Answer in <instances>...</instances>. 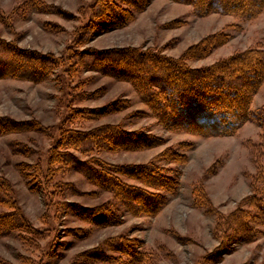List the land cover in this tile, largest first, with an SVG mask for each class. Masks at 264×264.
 Segmentation results:
<instances>
[{"label":"rangeland","instance_id":"374dc122","mask_svg":"<svg viewBox=\"0 0 264 264\" xmlns=\"http://www.w3.org/2000/svg\"><path fill=\"white\" fill-rule=\"evenodd\" d=\"M98 1L0 0V40L56 62L39 82L24 75L0 78V118L34 123L36 128L0 132V176L11 183L19 212L35 231L0 237V260L8 264H264V225L254 202L243 203L252 196L258 165L264 168L260 126L248 120L233 135L224 136L170 128L126 79L132 73L128 64L138 58L130 54L118 62L106 61L113 65L108 72L124 78L118 79L98 71L103 61L89 56L138 50L155 55V64L143 67L144 71L160 68L156 61L165 59H182L191 69L209 68L247 51L264 52V11L251 20L220 13L200 17L192 5L175 0H147L142 10L117 0L133 19L121 27L92 29ZM214 37L224 42L207 45ZM205 45L208 49L201 51ZM5 52L12 55L4 49L0 55ZM29 59L32 65L8 71L32 74L47 61L33 68L36 60ZM121 68L127 74H121ZM140 73L137 77L143 79ZM263 106L264 83L250 110ZM102 109L110 112L97 120L74 115V111ZM117 126L125 133L151 137L152 143L142 149L65 152L81 164L99 161L119 169L155 166L161 171L159 177L170 181L164 188L113 174L128 186L155 195L160 203L155 212L139 214L135 205L128 208L113 191L102 188L101 180L97 183L75 167L49 164L63 132ZM198 191L203 200H195ZM259 198L264 201V196ZM238 208L248 211L254 231L247 241L241 239L243 230L232 233L217 227V217ZM5 211L0 206V213Z\"/></svg>","mask_w":264,"mask_h":264},{"label":"trees","instance_id":"16d2710c","mask_svg":"<svg viewBox=\"0 0 264 264\" xmlns=\"http://www.w3.org/2000/svg\"><path fill=\"white\" fill-rule=\"evenodd\" d=\"M116 1L99 0L96 7L97 14L94 15L92 26L90 25L89 28L93 29V27L100 25L108 28L121 27L129 23L133 19L131 11L116 4ZM175 1L192 5L195 13L200 17L211 13H220L251 20L264 11V0ZM118 2L133 3L134 7L138 10H142L148 3L147 0H135V2L132 0H118ZM222 42H224L223 39L214 37L212 40H209L207 45L213 47ZM207 45H205V49L204 47L201 48V51L208 49ZM1 49L11 50L12 55L7 52H5L7 54L2 53L3 55H0V78L23 77L24 75L31 81L39 82L44 79L56 63L53 60L39 58V56H35V54H30L29 52H20L14 46L0 40ZM130 54H133L134 58L138 59L132 60L128 64L127 70L130 68L129 71L132 70V73L126 79L132 81L138 93L150 105L156 117L170 128L190 132L202 131L203 135L224 136L233 135L245 121L252 120L264 132V106L256 111L250 110V104L255 93L264 83L263 51H247L222 60L212 67L201 69L187 67L182 62V59H165L160 62L156 61L160 68H150L146 71H144L143 67L155 64L156 59L153 54L135 50L132 53L124 51L116 52L114 55L112 53H99L97 55L90 54L89 56L103 61L100 64L102 66L95 69L122 79L123 77L115 71L110 70L108 72L110 65H113L109 62L107 64L106 61L111 62L113 60L118 62V59H124L128 55L132 56ZM29 56L36 60L33 68L38 67L40 62L44 63V60H47L45 61L44 68L39 70V72L33 71L32 74L28 75L8 71L11 67L32 65L29 62ZM80 61L83 62L82 59ZM121 69L123 70L121 74H127L125 68ZM140 72L144 73L143 79L138 78L139 74H141ZM106 110H80L74 111V115L85 121L97 120L109 114L110 111ZM34 125V123L23 125L7 118H0V132L2 133L13 130L20 131L25 126L34 128ZM103 138L107 142H102ZM151 143V137L140 133H125L118 126L102 127L97 130H90L89 132H74L69 130L62 133V138L53 148L49 164L52 167L59 168L68 166L78 168L91 180L97 181V183L98 180H101L103 183L100 184L102 188H109L113 191L124 204L126 203L125 205L128 208L132 209V205H135L137 207L136 211L139 214L151 213L159 209V199H156L155 195L148 193L140 187H130L124 184L113 174H124L152 188H164L167 186V182L170 183V181L165 179L163 181L159 177L161 171L155 166L119 169L116 166H110L99 161H93L94 164L88 162L81 164L74 156L65 152V150H73L86 154L97 148L110 151H122L129 148L142 149ZM124 145L128 146L124 147ZM251 186L252 196L247 197L243 203L250 206L254 202V206L257 207L258 218L262 225H264V201L259 198L260 195L264 196V168L260 164L258 165V173L253 178ZM13 191L11 183L6 178L0 176V206L6 209L5 212L0 213V237L10 236L14 231L19 230L35 232L26 225L24 218L19 212V208L13 199ZM201 195V191H198L195 195V200H203ZM248 214V211L238 208L228 216L224 217L220 215V217H217L218 230L222 231L226 227L232 233H235V229L243 230L241 232V239L247 241L251 237V234L254 233L249 227L250 220ZM216 215L219 216L218 213ZM106 220L109 221L108 216ZM0 264L8 263L0 260Z\"/></svg>","mask_w":264,"mask_h":264}]
</instances>
